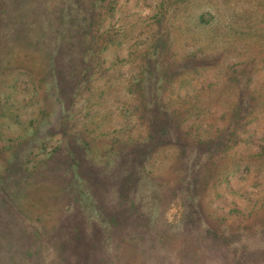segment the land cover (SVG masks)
<instances>
[{
  "label": "rangeland",
  "instance_id": "rangeland-1",
  "mask_svg": "<svg viewBox=\"0 0 264 264\" xmlns=\"http://www.w3.org/2000/svg\"><path fill=\"white\" fill-rule=\"evenodd\" d=\"M6 6L2 22L18 17L26 28L0 45V142L9 145L0 154L8 185L0 187V264H264V0ZM89 13L102 45L80 62ZM160 35L154 54L150 42ZM250 58L256 108L247 141L227 155L245 164L227 178L221 151L212 147L204 161V145L182 140L178 154L159 143L149 164L115 155L148 130L174 132L179 121L182 131L193 124L214 135L228 96L224 64L235 70ZM68 149L85 180L68 170ZM129 168L135 173L123 183Z\"/></svg>",
  "mask_w": 264,
  "mask_h": 264
},
{
  "label": "trees",
  "instance_id": "trees-1",
  "mask_svg": "<svg viewBox=\"0 0 264 264\" xmlns=\"http://www.w3.org/2000/svg\"><path fill=\"white\" fill-rule=\"evenodd\" d=\"M18 0H14L16 2ZM71 2L73 0H70ZM90 6L94 5V2H89ZM92 7L90 8V10ZM7 11L6 6V0H0V45L5 41L6 36L8 35V32L14 33V38L17 40L20 38L21 32L26 28V25H24V22L21 18H16V20L10 25V23L2 22L3 14ZM97 19L94 21L91 19L90 13L88 14L87 18L85 20H82V24H84L83 31L84 36L81 38V44L82 47L79 49L80 52H78V57L83 62L85 59V56L87 54V50L91 48H95L96 45L100 46L102 45V39L100 36V30L97 28L98 23L96 22ZM230 30L233 29V24L229 25ZM242 28V27H241ZM94 30V31H93ZM234 34V33H233ZM232 34V35H233ZM240 35H236L232 37V40L234 41V44L236 45L238 43V46L243 47L246 49V46H242L243 42L245 41L243 38H240ZM163 35H160L156 40L153 42H150V48L152 53H157L159 47L163 43ZM264 43V38L262 41ZM104 44V43H103ZM245 52V51H242ZM10 60V58H9ZM52 59H50L51 61ZM252 58L250 59H244L243 62L240 64V67L231 70L230 66L228 64H224L223 71V77L225 81V89L230 90L233 92L235 89L236 92H234V95H229V91H225L228 96L226 98V108L222 109L217 117H215L214 122L217 120L220 121V125H216L213 134L209 136H204L203 134H199L198 132L193 131V124L186 125V130L182 131L180 129V123L179 121L175 125V131H169V128L165 126L163 127L160 132L158 133L157 130H148L146 135L139 139L134 140L127 136V139L130 140V144H127L126 142L123 143V145L119 146L116 150V156H121V154L125 153L126 155H138L139 161L143 163H151L152 157H153V150L159 143L161 144H167L172 147L174 151L178 154L180 151L182 152V147H180V144H183L185 142L186 145L188 143L194 144L195 146H192L194 149L197 148V145H204L206 148L202 151V157L204 161L209 157L211 148L218 149L221 151L218 155H221V164L223 166V171H221V175H224L223 177H228L229 172L232 171L234 168H239L241 165L243 166L245 163L244 158L241 156H233L228 157V152L230 150L231 146L237 145L239 142H246L247 136H246V130H247V123L252 117V113L255 111L256 104L250 102V98L253 94H256V90L251 87L250 82L252 81L253 77L250 72L246 73V67L251 65L250 67L257 66V64H253ZM262 67H264V56H263V62L260 63ZM20 66L22 64L20 63ZM2 74H7L5 71H1ZM0 73V98H6V91L4 90V76ZM162 75L158 76L157 78H160L162 80ZM236 77L235 81H232V77ZM164 77V76H163ZM157 84H159L157 82ZM158 88V87H157ZM160 88V87H159ZM158 88V89H159ZM264 95V94H263ZM262 111H264V100H261ZM170 105V104H169ZM171 106V105H170ZM162 108H164L161 105ZM243 107V108H242ZM242 108L243 114H237L239 112V109ZM169 109V108H168ZM174 107H170V111H174ZM241 110V109H240ZM234 111L236 113H234ZM233 115V116H232ZM163 125V122L160 124ZM161 135H163V139L161 138ZM223 136L222 140L215 141L214 138ZM183 141V143L181 142ZM9 145L5 142H0V154L3 155L4 151L8 149ZM7 148V149H6ZM157 151V150H156ZM66 156L69 160V167L68 170L71 171L75 176V178L84 179V177L81 174L80 171V165L78 160L73 156L71 150L66 151ZM264 152V151H261ZM196 155V154H195ZM22 157V156H21ZM132 163H134V159H132ZM114 165H112L110 168H113ZM137 167L135 172L136 174L140 172L141 176H145L140 171L143 169L142 166H135ZM231 168V170H230ZM130 168L127 169V173L123 175V183L126 182V180H129L132 178V175L135 173ZM145 173V172H143ZM148 176V174H147ZM137 178V177H136ZM85 180V179H84ZM0 187L8 188L7 180L3 179V173L0 171ZM10 190H8L9 194ZM5 202V198L2 196V190L0 188V207Z\"/></svg>",
  "mask_w": 264,
  "mask_h": 264
}]
</instances>
